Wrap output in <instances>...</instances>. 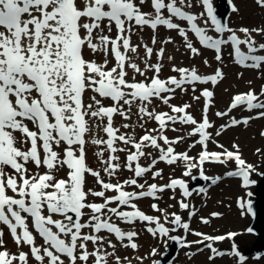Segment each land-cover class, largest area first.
Masks as SVG:
<instances>
[{"label":"snow or ice","instance_id":"1","mask_svg":"<svg viewBox=\"0 0 264 264\" xmlns=\"http://www.w3.org/2000/svg\"><path fill=\"white\" fill-rule=\"evenodd\" d=\"M147 2L0 0V225L6 226L17 247V252L7 248L6 232L0 229V264H66V261L67 264H112V261L114 264H131L127 257L117 255V244L106 240L102 233L112 234L120 246L133 250L138 248L135 242L138 234L122 230L113 222V217L125 224L140 221L155 225L147 228L153 236L168 237L170 228L165 226L168 223L188 231L189 223L182 222V217L175 212L169 214L153 203L151 208L163 214L162 223L160 216L146 214L135 203L144 197L158 200L157 194L166 189L175 191L179 188L183 197L192 196L183 179H170L165 185L148 183L147 179L143 183L138 182L137 178L149 173L152 179L163 178L162 169L153 171L160 161L168 165L183 162V176H191L192 170L199 168L201 178L206 181L209 180L204 175L206 162L227 164L234 161L236 168L227 176L240 179L244 188L255 183L251 176L256 169L242 159L238 145L234 144V150H228L217 144L222 151L208 150L212 139L208 130L213 127L208 110L213 91L205 88L194 97L197 100L204 98L199 122L188 111L190 104L178 106L170 103L177 90L188 91L186 86L216 85L223 79L222 71L216 69L214 74L201 75L195 67L173 66L171 71L178 75L161 78L163 65L159 61L164 59V48L156 53L157 62L149 63L153 48L146 43L134 45L132 33L134 29L144 28L153 33L160 27L174 30L183 38L191 55L198 56L200 48L194 46L189 38L191 32L203 48L215 52L217 61L222 60L223 47L229 46L235 63L259 69L264 67V43L258 44L253 33L264 34V27L234 30L222 23L210 0H202L206 9L204 23L208 24L210 20L213 31L218 34L214 37L200 26L197 15L187 11L193 7L191 0H150V10L144 11L142 9ZM255 3L264 9V0H255ZM232 10L237 9L233 7ZM174 21L186 22L189 27L186 29ZM156 42L153 36L151 43ZM162 43H172L171 37ZM141 47L145 57L143 68L130 55L138 54ZM96 54H102L101 62L93 58ZM109 57L114 61L111 67ZM204 64L207 65L208 61L204 60ZM127 69L142 79L129 76ZM195 90L193 87L192 91ZM261 96H264V88L259 95L252 90L236 94L228 111L244 107L249 112L260 110L259 117H264V99ZM154 100L167 105L170 112H157L154 107L150 110ZM133 107L141 121L139 126L144 129V134L138 138L114 126L116 115L131 121ZM227 114L222 111L215 113L218 117ZM249 119L251 117L243 120L233 117L230 125H222L221 128L241 123L247 125ZM148 120L155 121L158 128H145ZM169 124L192 126L189 135L198 136L195 144L202 146L198 158L190 156L187 151H176L174 145L184 137L169 139L165 134ZM122 127L129 129L132 125L124 123ZM171 130L177 131L176 128ZM99 132L104 135L100 136ZM88 143L100 147L96 155L104 165L103 172L109 178L107 181L101 171L87 163ZM148 149L158 150L159 155L143 166L141 159L147 160L152 156ZM118 152L126 153L123 165L119 163L121 157ZM122 167L132 173L133 178L123 183L111 182ZM86 174L95 178L99 190L86 188ZM220 179L212 178L211 183L216 184ZM126 186H134L141 191H128ZM245 196L250 197L251 193H245ZM90 197L99 198L102 202H94ZM178 204L180 209L190 207L183 199ZM239 207L242 214L253 213L252 203L245 197L239 198ZM190 215H195V211ZM202 222L208 224L209 220L202 219ZM30 228L42 238L39 246L37 235ZM193 235L201 239L192 243L209 242L205 245L213 254L209 259L224 255L213 247V242L222 241L225 236L200 232ZM235 235L229 233L228 238ZM172 238L183 247L191 246L179 237ZM23 246L28 250H21ZM233 254L243 264L245 257L236 250L235 244ZM152 255H155L154 250ZM137 259L142 260L140 257Z\"/></svg>","mask_w":264,"mask_h":264},{"label":"rangeland","instance_id":"2","mask_svg":"<svg viewBox=\"0 0 264 264\" xmlns=\"http://www.w3.org/2000/svg\"><path fill=\"white\" fill-rule=\"evenodd\" d=\"M214 2H215V6H217V1L214 0ZM234 2L239 7V4L242 1L241 0H234ZM243 2L250 4L251 7H253V9H251L250 14H248V16H247L249 21H242L241 24L236 22L237 25H246V26H249V29L264 27V9L258 7L257 4L254 3L253 0H244ZM231 11L232 10L229 9L227 19L230 18V14H233L236 20H241V19L245 18L242 11H240V12L237 11L235 13H233ZM150 32L151 31L148 29L145 30V33H150ZM159 34L161 36V42L168 39L169 37H171V38L173 37V35H171L170 32H167L164 30H160ZM154 35H155V33H153V32L150 33V37H153ZM254 36L256 38L257 43H264V34L254 33ZM178 38H180V37H178ZM180 39H182V38H180ZM175 43H177V39H175L170 44H163L162 47L165 49V47L173 46ZM149 46L152 47L153 49L155 48V46H152V44H150ZM141 50L143 53L142 47H141ZM138 52H140V49L138 50ZM157 52H153L152 58L157 57V55H156ZM138 54H136V55H138ZM188 54H191V53H188L186 49H183V53L179 54L180 58L178 60V59H172V58L168 59L170 56L166 57L165 56L166 52H165L164 53V59H163L164 62L163 61L161 62V64L164 63L166 65L165 72H166V70L169 69L170 65H172V64L179 65V66L187 65L186 60L190 61V58L187 57ZM139 56H140V54H139ZM205 57L207 58L206 60L209 63H212L213 56L211 57L209 55H205ZM142 58L144 59L145 57L142 56ZM149 62L155 63L156 61L150 60ZM221 65H222L221 67H224V68H225V65H230V66L233 65V61L231 60L230 55L228 53L225 54V58L223 59V62L221 63ZM236 68L239 71L241 78L243 77V75H245V71H252L253 76L256 78L257 83H255L256 86L252 85L251 83L243 84L244 86H237V89H235V88L229 89L228 87H226L229 89L228 90L229 96H231V94L237 93L240 90H242L241 92H246L248 89H252V88H256L257 91L259 89L261 90V88H258V87H259V85L264 83V67L259 68V69H242L238 66ZM213 72L214 71H212L210 73H213ZM149 75H151V73H149ZM224 85H225V82L221 81V88ZM225 92H226V90H225ZM186 93H188V91H186ZM191 98L192 97L190 96V99ZM218 101H219V98L216 97L215 102H218ZM227 102H228V100L225 99L224 102L221 103L220 105H218V104L215 105V107L213 108V111H216V112L217 111H223L227 106ZM200 104H201V102H200ZM216 112H214L215 123H217L215 127L213 126L215 129V135L214 136L217 139H219V141H222L224 144H226L227 149L234 150L232 147L234 144L239 146L240 153H242V155L245 157V159L249 163L254 165L256 171L252 174V179L255 182H258L260 180V173H262L264 171V135H261V133H264V118L263 119L261 117L255 118L254 117L255 114H254L252 116V119H251L252 122L250 121L251 123H248L247 125L240 126L238 131H236L235 133H231L229 131L228 133H230V134L224 133V135L222 137H220L219 135L216 136V133L220 131L219 127H221L223 125V123L228 121L230 118L219 119L218 116H215ZM242 115L243 114L241 112H236L232 115V117L238 119ZM150 127H151V120H148L146 125H145V128H150ZM186 130H187V128H186ZM226 131H228V130H226ZM143 132H144V129H141V130H138L137 132H132V133H135L137 136H139ZM242 134H244L246 136V139L242 136ZM173 135H177V133H173ZM188 143H190V145H193V142H191V139L188 140ZM213 148L215 149V142H213ZM95 152L96 151H93V154H95ZM196 153H197V151L195 152V154ZM97 160L99 161V159H97ZM149 160L150 159L145 160V161L148 162ZM176 165L181 166V162H178ZM233 167H234V163L217 165V166L214 165V166L208 167L207 172L209 173V176L221 175L222 180L215 187L210 188V190L208 191L209 196L203 197L202 195H199L198 193L192 195L191 204L194 206L193 210H196L197 212H196V215H194L195 222L191 221V223L193 222V224L191 225L190 229L188 230L189 234H192V233L196 232L198 229L204 230V228H205L206 229L205 232L210 234V235H213V234H226V235H228V232L237 231L239 234H237L236 237H232V238L227 237L222 244L215 245V247L219 251L222 252L225 250V251H228L229 253L224 254L223 256H220V257H214V259H209V257L211 255H213L211 253V251H206V249H204L203 251L198 252L197 249L200 247H196V246H192L190 248H184L183 247L179 250V252L177 254V258L175 257L174 258L175 260L173 259V261H171V263H169V264H240L238 258L235 257V255L233 254V244H235L236 250H238L245 257L246 261L243 264H264V255H261V257L256 258L253 255L250 256L249 254H247L248 250L254 246L257 239L254 236L249 235L247 232V228L250 226V222H251L250 216H248L246 213L242 214V211H239L236 208V204H235V200H236L237 196H244V194L248 193V192L251 193V196L249 197L251 199L252 194L254 192V188H251L248 190H245V189L243 190L241 188L238 180L231 179L228 176H226L224 178L223 176H225V173L228 172ZM179 172H180V170L178 169V171L175 172V170H174V171H171V173H169V174L173 173L174 175H177V173H179ZM124 173H126L127 176L130 175L126 171H124ZM196 173H198L197 169H195V172H193L192 175L194 177H197ZM143 179L144 178H141L140 181L142 182ZM145 179H147L148 182L153 180L152 177L151 178H145ZM166 179H167V175L164 179L162 178L161 181H159V180L158 181L163 182ZM232 180H234L236 182L233 183ZM208 185H211V183L209 182ZM171 196L175 197V199H172ZM178 197L180 198V196L176 193L167 192L166 195H163L162 198H169V199L173 200V204L175 206H177V198ZM161 203L164 204L163 201H161ZM189 209H190V207H189ZM189 209L184 210L182 214H178V215H181L182 222H184L187 219V215L190 211ZM215 212H218L220 214L218 218H212L210 216L211 213H215ZM183 214H184V216H183ZM241 214L245 215V217H242ZM227 216H230L229 219L231 220V222H229L227 220ZM222 217L224 219H221ZM198 218L201 219V221H199ZM202 219H208L209 223L204 224L202 222ZM171 229H172V227H171ZM173 229H175V225H173ZM142 232H143V230H142ZM181 233H182V229L178 228L176 231H173L171 233V235L168 236V239H165V241H163V242H159V240L156 238L154 240L152 239L153 242H151V244H148L147 247L145 249H143V251H149L150 252L152 249H157V256L156 257H158V258L155 260V262L157 263L160 259L163 258V255L166 253V248L168 246L170 247L173 244L172 237L177 236L179 238H182ZM119 246H120V244H119ZM120 247H122V246H120ZM182 250H184V254H185L184 260H181L180 255H179ZM195 252H197V253H195ZM155 262H154V264H156Z\"/></svg>","mask_w":264,"mask_h":264},{"label":"bare ground","instance_id":"3","mask_svg":"<svg viewBox=\"0 0 264 264\" xmlns=\"http://www.w3.org/2000/svg\"><path fill=\"white\" fill-rule=\"evenodd\" d=\"M217 1V6H216V9L217 10H220L222 13H226V9L227 10H229L230 9V7H228V6H223V4H220L219 2H218V0H216ZM220 1V0H219ZM234 1V0H233ZM242 2V4L240 3L239 4V7H237L238 8V12H240V11H242V13L244 14V16H245V18H243V19H241V20H236L235 19V17H234V15L233 14H230V18L229 19H227L226 20V22H225V24H227V26L228 27H231V28H233L234 30H237L238 31V29L239 28H241V27H247V28H249V26H246V25H237V23H239V24H241L242 23V21H249V19H248V14H250V12H251V9H253V7H251V5L250 4H248V3H245V2H243L244 0H241ZM191 2H192V4H193V7L192 8H190V9H187L188 11H193V12H199V11H201V7H202V5H201V3H200V0L198 1V0H191ZM220 7H221V9H220ZM143 9H146V7H143ZM233 16V17H232ZM237 22V23H236ZM145 30H146V28H144V29H134L133 30V33H132V43L134 44V45H136V44H140L141 46L143 45V44H148V45H150V44H152L151 43V41H152V38L153 37H150V33H145ZM239 33V32H238ZM172 34H174V32L172 33ZM242 34V33H241ZM155 36V39H156V44H152V46H155V48L154 49H160L162 46H163V43L161 42V36L159 35V34H156V35H154ZM175 39H177V43H175L173 46H167V47H165V51H164V53L166 52V57H168V56H170L172 59H178L179 60V58H180V56H179V54L180 53H183V49H186L187 50V52L188 53H190V50H188L186 47H185V45H184V41H183V39H180V38H178V37H176ZM159 47V48H158ZM139 50V49H138ZM139 54H140V56H139V54L138 55H136V54H130V55H133V59L135 60V62L136 63H138V64H140V66L143 68V58H142V56H144V53H142V50H141V48H140V52H138ZM143 54V55H142ZM89 55H92L90 52H89ZM205 55H209V56H211L212 57V52L211 51H209V50H202V51H200V55H198V56H193V55H191V54H188L187 55V57H189L190 58V61H187L186 60V62H187V65H184V66H187V67H189V68H192V67H195L196 69H197V71L199 72V73H201V74H211L210 72H212V71H215L216 69H220L221 71H222V73H223V79H221V81H224L225 82V85L221 88V82L217 85V87H216V92H217V95H216V97L217 98H219V101L218 102H216V105L218 104V105H220L221 103H223L224 102V100L225 99H227V100H230L231 98H232V95H234V94H236V93H234V94H231V96H229L228 95V90L229 89H237V86H244L243 84H248V83H251L252 85H254V86H256L255 85V83H257V81H256V78L253 76V73H252V71H245V75H243V77L241 78L240 77V74H239V71L237 70V66L236 65H232V66H230V65H225V68L223 67V69L224 70H222V68H221V63L223 62H221V63H217L214 59H213V61H212V63H209L208 62V64L207 65H205L204 64V60H206L207 58L205 57ZM93 58H95V59H97V62H101L102 61V59H103V56H102V54H96ZM151 60H153V61H156L157 62V57L156 58H151ZM161 62L163 61L164 62V60H160ZM159 61V62H160ZM155 62V63H156ZM113 63H114V61L111 59L110 60V63H109V67H111L112 65H113ZM149 63H154V62H149ZM162 65H163V69L165 70L166 69V65L164 64V63H162ZM174 65V64H173ZM172 66V65H171ZM234 66V67H233ZM262 68V67H261ZM128 72H129V75L130 76H132V75H135V77H136V79L137 78H139V79H142L140 76H139V74H136V73H133L132 72V70L131 69H128ZM226 87H228V88H226ZM258 88H261V85H259V87ZM264 88V87H263ZM253 90L254 89H256V88H252ZM225 90H226V92H225ZM260 90V89H259ZM241 91L242 90H240V91H238L237 93H241ZM247 92V91H246ZM176 97V99H178V100H181L182 99V97L184 98V97H186V95H179V96H175ZM187 99H189V98H187ZM202 103H203V101H202V99H201V104L200 103H193L192 102V106H191V110L193 111V112H198V114L201 112V107H202ZM159 104H160V102L159 101H154L153 102V106H150L151 108L152 107H157V106H159ZM126 108H127V106H125ZM212 110V108H210V111ZM214 112H216V111H213V115H214ZM233 112V111H232ZM235 112V111H234ZM136 113V109H135V107H133V112H132V119H131V121H125V120H123V119H120V120H118V127L121 129V132H126L127 130L126 129H122V122H131V123H133V126H134V128H133V131L134 132H137L138 130H141L142 128L139 126V124H140V118L135 114ZM201 114V113H200ZM199 114V115H200ZM216 116V115H215ZM115 118L117 119V118H121L119 115H116L115 116ZM231 118V117H230ZM264 118V117H263ZM262 118V119H263ZM211 120H210V122L211 121H213L214 122V118L212 117V118H210ZM230 121V120H229ZM229 121H227V122H225V123H223V125H226V124H228L229 123ZM155 124V123H154ZM146 125V124H145ZM181 127H183V128H185V125H182ZM240 127V126H239ZM239 127H237V128H235V129H233V128H231V129H229L228 131H226L225 132V127H224V129H222L221 127H219L220 128V137H222L223 135H224V133H227V134H230V133H228L229 131L231 132V133H235L236 131H238V129H239ZM173 128H175V127H173ZM131 129H132V127H131ZM177 129V128H176ZM175 132H177V135H180V136H183L184 137V140H182L179 144H177V145H175V147H176V149H177V151H181V150H188L187 152L189 153V152H191V153H193V151L194 150H197V148H198V146H196V147H191L190 149L188 148V146H189V143H188V141H187V139H189V136L190 135H188L187 134V130L186 129H177V131H175ZM168 137H169V139H172L173 137H174V135H172V131H170L169 132V134H166ZM217 136V135H216ZM242 136L246 139V136L244 135V134H242ZM219 140V139H218ZM161 144H162V146L163 147H167L166 145H163V142L161 141L160 142ZM120 147V146H119ZM93 151H96V153L98 152V151H100V148L98 147V146H93L92 147V145L90 144V143H88L87 144V162H88V164L91 166V167H93L94 169H96V170H98V171H101V174H102V176L104 177V178H107V179H109L105 174H104V172H103V167H104V165L103 164H101V163H97L96 162V157H95V155L93 154ZM147 151H150L151 153H152V156L151 157H149L148 159H150L148 162H146V161H144L145 159H141V163L144 165V166H147L149 163H150V161H151V159H153V158H157V156L159 155V153L158 152H156V150H154V149H148ZM117 155H119L120 157L122 156L123 157V155L121 154V153H117ZM124 158H125V156H124ZM147 159V160H148ZM144 162H146V163H144ZM119 163H121L120 161H119ZM122 164V163H121ZM177 164V163H176ZM164 165V164H162V166H159L158 164L156 165V168L155 169H153V171H155V170H157V169H162V177H163V179L166 177V175H168V173H171V171H177L181 166H179V165ZM207 165V164H206ZM208 166H212V165H208ZM33 168H34V166H33ZM183 168L185 169V165H183ZM125 170H127L126 168H121L120 169V171H119V173L116 175V176H114V177H112L111 179H115V180H118V182H123L124 180H126V173H124V171ZM61 176L63 175V171H61ZM192 176V175H191ZM191 176H189L190 178H191ZM213 175H211L210 177H212ZM219 177H221V175H218ZM188 177V178H189ZM190 178H189V180H190ZM157 179H160V180H162V178L161 177H157ZM154 182H156V180H153ZM233 181V183H235L236 181H234V180H232ZM209 182L211 183V179L210 180H208L207 182H205L204 184H203V186L202 187H200V188H204V189H207L206 191H207V193H208V191L210 190V188H209ZM86 183H87V185H91V179L89 178V177H87L86 178ZM197 185V184H196ZM208 185V186H207ZM212 186V185H211ZM196 187H198V186H195L194 188H193V191H192V193L193 192H198V191H196L195 189H196ZM219 187V186H218ZM132 191H133V187L132 188H130ZM230 189V188H229ZM228 189V190H229ZM174 192H178L179 193V190L178 189H176ZM199 193V192H198ZM180 194V193H179ZM159 197H160V200L161 201H163L164 202V204H163V207H164V210H166V212H168V213H173V212H175V213H181V212H183V210L184 209H180L179 207H177V206H175L174 204H173V200H171V199H169V198H162V194L161 193H158L157 194ZM209 196V195H208ZM244 197H246L245 196V194H244ZM185 202V201H184ZM143 203H144V200H143ZM187 203L189 204V200L187 201ZM145 204V203H144ZM153 215H158V216H160L161 217V220L163 219V214L162 213H154ZM171 216L169 215V220H171V218H170ZM229 217L230 216H227V220L229 221V222H231V220L229 219ZM221 219H224L223 217L221 218ZM194 222H195V219L193 220ZM141 222H137V223H134L135 225H134V227H131V228H129V231L130 230H135V232H137V244H138V248L137 249H135V250H133V249H130V248H123V247H120L119 245H117V248H116V253H117V255H119L121 258H124V257H127L129 260H130V262H131V264H154V262H155V260L158 258V257H156L157 256V253L155 252V254L156 255H152V253H153V250L155 251V250H157V249H152L150 252L149 251H143V249H145L146 247H147V245L148 244H151V242H153V237H150L149 235L147 236V235H145L141 230H140V224ZM146 225H148L147 223H145ZM148 226H151V225H148ZM121 228H123V226H120ZM205 228H204V230H199V231H197V232H200V233H203V234H205L206 232H205ZM235 231V230H234ZM182 234H185V237H183V241L186 243V244H190V245H192V246H194V244L195 243H192L193 241H197V240H199V239H201V237H197V236H195V235H192V234H189V233H187L186 231H184V229H183V232H182ZM235 234H239L237 231H235ZM8 234H6V246H7V248L10 250V251H12V252H15L16 250H17V247H16V245L14 244V242L12 241V239L9 237V236H7ZM213 235H215V234H213ZM153 239V240H152ZM165 238H163L162 237V240H164ZM206 243V242H205ZM198 244V245H200V246H204V245H206V244ZM38 244V243H37ZM38 246H39V244H38ZM21 250H28L27 249V246H23L22 248H21ZM109 251H111V249H109ZM159 255V254H158ZM180 259L181 260H184L185 259V254H184V250H182L181 252H180ZM138 257H140V258H142V260H140V259H137ZM161 260V259H160ZM159 260V261H160ZM158 261V262H159ZM157 262V263H158ZM156 263V262H155ZM156 263V264H157ZM112 264H114V261H112ZM125 264H127V262H125Z\"/></svg>","mask_w":264,"mask_h":264},{"label":"water","instance_id":"4","mask_svg":"<svg viewBox=\"0 0 264 264\" xmlns=\"http://www.w3.org/2000/svg\"><path fill=\"white\" fill-rule=\"evenodd\" d=\"M223 6H228V0H218ZM221 9V7H220ZM215 14L221 19L222 23H225L228 16V10L226 13H222L220 10L215 11ZM264 173V172H263ZM261 176V181L257 184L255 193L253 195L254 200L252 202L253 213H251V225L248 228V233L252 234L256 239L254 246L249 249V255H261L264 253V175ZM203 181L198 180V187L203 186ZM251 229V231H249ZM181 248V243L176 239L173 240V244L168 248L160 264H169L177 256L178 250Z\"/></svg>","mask_w":264,"mask_h":264}]
</instances>
